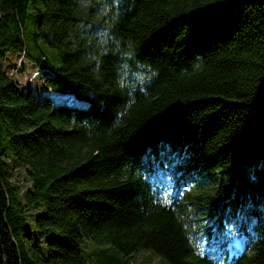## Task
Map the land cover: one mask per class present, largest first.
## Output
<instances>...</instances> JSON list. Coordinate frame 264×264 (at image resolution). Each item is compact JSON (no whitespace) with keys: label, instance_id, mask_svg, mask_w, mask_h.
<instances>
[{"label":"trees","instance_id":"1","mask_svg":"<svg viewBox=\"0 0 264 264\" xmlns=\"http://www.w3.org/2000/svg\"><path fill=\"white\" fill-rule=\"evenodd\" d=\"M28 11L60 60L40 54V87L74 101L0 63V162L26 181L0 170V264H96L88 238L166 264H264V0H0V56L22 52L19 67ZM161 166L181 185L170 202L149 178Z\"/></svg>","mask_w":264,"mask_h":264},{"label":"rangeland","instance_id":"2","mask_svg":"<svg viewBox=\"0 0 264 264\" xmlns=\"http://www.w3.org/2000/svg\"><path fill=\"white\" fill-rule=\"evenodd\" d=\"M31 1L33 3H37L39 0H31ZM21 24H22L21 40L26 46V54H24L23 56L21 67L18 68V74L23 77L30 75V73L33 71L32 69L38 67L37 59L40 58V54H43L45 56V59L51 65L54 66L58 65L60 63V60L56 49L45 43L39 36H36L34 34L36 25L33 16L29 11L21 19ZM14 60H15V51L7 50L5 51L4 54L0 56V63L2 64L6 72L10 73V74L8 73L10 77L12 74L9 70V66L12 65ZM25 87L30 88L34 93L38 92L39 89L41 88L40 73L35 74L28 81ZM58 92H62V91H58ZM76 102H78V99H76ZM7 157L3 156L4 161L0 162V170L5 171V175H7L8 180L12 185L17 184L16 190L17 192H19L26 184V181L24 178H20L21 177L19 175V170H21L20 167L15 162L12 163L13 160L12 161L8 160L11 158V156L10 157L7 156ZM149 178L152 180L154 184L156 196L161 201L170 202V200L173 197L176 199L177 196H179L181 191V185L178 187L177 184L172 181V173L169 167L166 166L158 167V169H156L153 173L150 174ZM175 199L172 201H175ZM193 212L194 211L191 212L190 216L192 217L191 221H193L194 224L192 225L191 223H189L188 225V231L190 233L189 236L192 240H199L200 242H202L205 236L203 233L200 232V228L197 226L199 223L193 218L194 216ZM243 241H244L243 234L240 235L232 234L226 244L227 252L229 254L232 253L233 251L237 252L239 249H241L244 246ZM89 244L92 246V248H94V253H93L94 255L92 256V260L96 262V264H121L118 262L119 259L117 258V256H119L120 258L124 257L125 260H128L131 258H135L136 253H138L139 255L143 252H148L150 257H153L155 255V253L149 247H145V246L137 247L132 252L125 254L120 252L113 245H110L109 243L106 242H97L90 238L85 239L83 245L87 250ZM99 247H101L102 249L100 250ZM215 257L218 260L217 262L219 264H222L220 257L217 255ZM162 260L165 261V259L163 258ZM85 261L87 264H89L90 262V260L87 259V257Z\"/></svg>","mask_w":264,"mask_h":264},{"label":"built area","instance_id":"3","mask_svg":"<svg viewBox=\"0 0 264 264\" xmlns=\"http://www.w3.org/2000/svg\"><path fill=\"white\" fill-rule=\"evenodd\" d=\"M21 53L17 56V58L15 59V61L12 63V65L9 66V70L10 72H12V76L17 84V87H23L24 85H26L28 83V81L38 72V71H43V75L45 76H49L52 74V69L48 66H38L34 69H32L33 71L30 73V75L23 77L20 76L18 74V68H19V63L21 60ZM40 95L41 96H48L53 100H63L67 103H70L72 101H74V96L71 92L69 91H62V92H58L55 90H46V88L42 85L40 88Z\"/></svg>","mask_w":264,"mask_h":264},{"label":"crops","instance_id":"4","mask_svg":"<svg viewBox=\"0 0 264 264\" xmlns=\"http://www.w3.org/2000/svg\"><path fill=\"white\" fill-rule=\"evenodd\" d=\"M135 255V258L128 259L127 262L130 264H166L156 253L153 257H150L148 252H143L139 255L136 253Z\"/></svg>","mask_w":264,"mask_h":264}]
</instances>
